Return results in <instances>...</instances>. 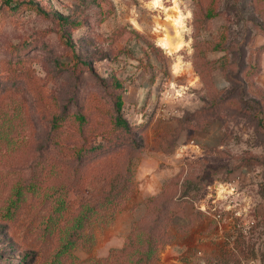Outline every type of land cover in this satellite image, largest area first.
Masks as SVG:
<instances>
[{"label":"rangeland","instance_id":"374dc122","mask_svg":"<svg viewBox=\"0 0 264 264\" xmlns=\"http://www.w3.org/2000/svg\"><path fill=\"white\" fill-rule=\"evenodd\" d=\"M162 3L0 0V264H72L61 263L67 254L76 257L73 264H129L130 249L103 263L115 220V232L137 222L146 232L158 221L153 264H264V128L244 89L251 70L239 73L259 57L264 63V50L257 53L264 47V0ZM175 8L181 29L172 22ZM165 35L183 47L168 54L158 45ZM196 47L227 82L214 103L230 100L219 109L221 148L190 177L194 163L186 161L181 138L184 120L202 103L188 102L195 97L184 92L182 77L195 71ZM118 113L130 131L117 125ZM158 130L161 161L147 173L160 175L161 187L157 196L144 197L141 168L158 160L148 133ZM213 164L221 168L212 170ZM242 167L253 173L250 198L216 200L217 187L208 188L212 178ZM188 184L190 200L173 214H158L164 201L157 206L156 198L166 190L175 200ZM124 198L111 223L107 207L82 222L91 201ZM201 199L207 213L184 214L187 202ZM153 205L158 210L147 214Z\"/></svg>","mask_w":264,"mask_h":264},{"label":"crops","instance_id":"0c3cea01","mask_svg":"<svg viewBox=\"0 0 264 264\" xmlns=\"http://www.w3.org/2000/svg\"><path fill=\"white\" fill-rule=\"evenodd\" d=\"M155 27V23L153 25ZM163 49V48H162ZM183 90L186 92L187 90L191 92L195 98H187L188 102L193 105L196 103L198 106L200 105V102L202 103V107L197 108L196 110L192 111L188 117L184 120V133L181 138V144L184 147V156L186 157V161H189V163H194L192 165H189L186 175L189 176L192 172V168L194 167H200L203 164H205L206 159L209 158V154L213 152L214 150L220 149L222 146V138H223V123L224 119L221 116H215L213 118H208L206 120L205 118H199V116L196 114L201 109H204L207 106V101H209V98L206 94V88L200 81V78L198 74L193 71L191 74H185L183 77ZM213 80H214V87L217 91H222L227 87V82L223 77L216 78L215 74L213 73ZM248 89L247 91L249 94V99H252L254 101H260V97L257 94L251 93V89L258 88L259 90L264 92V63H262L261 58V66H260V73L254 77L253 79V85L247 84ZM157 133V131L154 132V134ZM155 137V138H154ZM161 135L160 131L158 130V133L153 135V133L150 131L148 133V148L151 149V153L154 157H156L157 164L150 165V166H143L141 170L145 172V174L142 177L146 176L147 182L144 186H142V195L144 197L147 196H157L158 192L157 190H160L161 187L160 182V175H149L147 171H153L159 167V163L161 161L160 156L162 155V152L160 151L161 147ZM196 143L194 145L193 143ZM191 143L193 145H191ZM180 144V145H181ZM197 147V148H195ZM212 166V165H211ZM211 168L214 170L216 168L220 169L221 165L213 164ZM207 171L210 170V168L206 169ZM205 170V171H206ZM253 173L247 169L242 167L241 169L233 168L229 169V172L225 174L220 173L215 175L213 179V184L209 185L208 188L210 189V186L217 187L216 189V200H222V199H233L237 197H242L244 200H246L249 197L248 189L250 185H247L250 183ZM226 176V177H225ZM222 189V190H221ZM220 190V191H219ZM163 191V188H162ZM161 193V192H160ZM159 193V194H160ZM194 195V192H191L188 200H190V197ZM147 199V198H146ZM188 206L186 207V212L184 214H204L201 211L202 207H205L204 200H195L193 202H187ZM118 219V218H117ZM117 221V222H116ZM132 225L130 226V229L128 232H125V230L119 229L118 232H115V230L118 227V220H115V223L111 225L107 230V236L110 237V241L107 244L108 245V255L110 254V251L112 249H121L126 243L127 238L129 237L132 229ZM111 231L114 232V234H111ZM195 231H192L191 234H193ZM106 233V231H105ZM214 234H216L217 237H219L218 241L222 239V230L221 229H215ZM212 233V234H213ZM219 234V235H218ZM213 236V235H212ZM198 240L201 241L202 245H205L208 243L207 238L208 236H200L197 235ZM189 245L188 237H187V244ZM107 255V256H108Z\"/></svg>","mask_w":264,"mask_h":264},{"label":"trees","instance_id":"16d2710c","mask_svg":"<svg viewBox=\"0 0 264 264\" xmlns=\"http://www.w3.org/2000/svg\"><path fill=\"white\" fill-rule=\"evenodd\" d=\"M200 49V47H199ZM201 50V51H200ZM198 50V48H195V54H194V58H193V66H194V70L195 72L198 74L200 81L202 82V84L205 86L206 88V94L209 98L208 103L207 102V106L204 109L199 110L198 112H196V114L199 116V118H205L206 120H208V118H213L215 116H221L220 114V107L222 104H226L230 99L227 98L223 101L214 103V97L216 94H220L221 91H217L214 87V80H213V71L215 69V66L213 65L215 63V60L212 59H208L207 57L203 56V52L204 49H200ZM264 50L263 48H260L258 50L257 53H260ZM260 66H261V59L260 57L257 59V61L255 62L254 66L248 67L245 70H243L242 73L243 75H245V71L246 73H248L247 71L251 70V72L249 73L248 76H245L246 81L244 83V89L245 91L249 90L247 84H250L251 86L253 85V79L254 77H256L259 73H260ZM249 91H247L248 93ZM251 93L257 94L260 97V101H254L251 100L255 105H256V110L258 112V117L257 119L259 120V125L262 123L263 124V128H264V92L259 90L258 88L251 89L250 91ZM123 106V102L121 100V98H119L118 100V104H117V108L120 112L121 108ZM222 117V116H221ZM84 119V118H81ZM117 125L126 128L127 131H130V126L126 120V118H124L122 116L121 113H118L117 119H116ZM101 149H105L104 147H102ZM83 148H79L77 149V153H76V157L79 161L84 159V153H83ZM89 151V150H87ZM74 152V149H72V153ZM106 174L100 176L99 178L103 177L105 179ZM191 177V175H190ZM190 184L187 185V189L183 192V194L178 197L177 199H171L168 196V193L165 191H163V193L156 198V202L155 204L158 206V202H162L161 204H163L161 208V210L158 212V214H173L174 211H176V209L178 210L179 207L182 206V204L184 203L185 200L188 199L190 193H191V189H190ZM130 190V188H129ZM128 190V192H129ZM125 191V190H124ZM128 195V194H127ZM170 198V199H167ZM105 200V199H104ZM102 200V201H104ZM154 200V199H153ZM124 202H126V198H124L122 201H118L117 204H113L112 202H100L99 200H94L91 201L90 203V208H88V214L84 215V219H81L82 222H88L92 220V217L94 218V216L96 215L95 213L101 208L105 209V207H107L106 209H110L112 210V214H108L107 216V224L111 223L114 219V213L116 211V209L118 210V208L120 206H122V204H124ZM105 203V204H104ZM107 204V205H106ZM154 204V205H155ZM160 204V205H161ZM154 205L152 206L151 210H149V212L147 214H154L155 210H158V208H154ZM159 205V206H160ZM165 205V206H164ZM92 214H89V213ZM157 212V211H156ZM157 222L155 221L153 222L149 227H147L146 232L141 231V227H139V223H134L131 233L129 235V237L126 240L125 245L123 246V248L121 249H112L110 251L109 256L107 257V260H104L106 262H109L112 255L111 253L114 251H121L119 253H125L126 249H130L129 255L126 256L125 259H127L129 264H153V262L156 260V249H155V245L157 243V240L154 237V233L156 232V228H157ZM142 233L144 235H142ZM144 236V237H143ZM91 240H93V237L91 238ZM70 246V245H69ZM144 247V248H143ZM145 249V250H144ZM66 250V249H65ZM123 250V251H122ZM66 256V257H64ZM62 257H64L63 262H65L66 260L71 261V263L73 264L76 260V257H74L73 254H67V255H63ZM87 264H102L99 261H95V260H91L89 262H87ZM109 264V263H107Z\"/></svg>","mask_w":264,"mask_h":264},{"label":"bare ground","instance_id":"6f19581e","mask_svg":"<svg viewBox=\"0 0 264 264\" xmlns=\"http://www.w3.org/2000/svg\"><path fill=\"white\" fill-rule=\"evenodd\" d=\"M152 4L155 8H162L163 7L162 0H152ZM175 10L178 11V13L174 15L172 22L176 26V29L177 28L181 29L182 28V24H181L182 17L180 15V11L176 8H175ZM177 32H179V31H177ZM158 45L161 48H163L164 50H166V52L168 54H172L174 52L179 51L183 47V42L179 41L177 44H173L171 42L170 38L167 35H165V36L160 37V39L158 40ZM177 68H178V66H177Z\"/></svg>","mask_w":264,"mask_h":264},{"label":"built area","instance_id":"2783aa9c","mask_svg":"<svg viewBox=\"0 0 264 264\" xmlns=\"http://www.w3.org/2000/svg\"><path fill=\"white\" fill-rule=\"evenodd\" d=\"M215 191H216V190H215ZM215 194H216V192H215ZM210 196H211V194H210ZM213 203L215 204V203H216V200H213ZM215 210H216L215 207H213V208L211 209V211H213V212H214ZM201 211H202L203 213H207V210L204 209V208H203V209L201 208Z\"/></svg>","mask_w":264,"mask_h":264},{"label":"water","instance_id":"95a60500","mask_svg":"<svg viewBox=\"0 0 264 264\" xmlns=\"http://www.w3.org/2000/svg\"><path fill=\"white\" fill-rule=\"evenodd\" d=\"M166 51V50H165Z\"/></svg>","mask_w":264,"mask_h":264}]
</instances>
